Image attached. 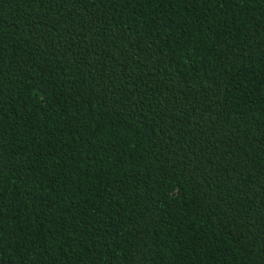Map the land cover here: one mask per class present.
<instances>
[{"label": "trees", "instance_id": "trees-1", "mask_svg": "<svg viewBox=\"0 0 264 264\" xmlns=\"http://www.w3.org/2000/svg\"><path fill=\"white\" fill-rule=\"evenodd\" d=\"M0 264H264V0H0Z\"/></svg>", "mask_w": 264, "mask_h": 264}]
</instances>
